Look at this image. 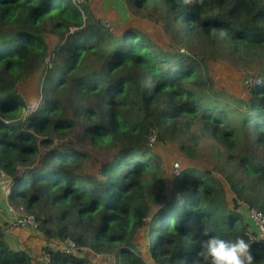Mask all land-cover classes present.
Masks as SVG:
<instances>
[{
	"label": "trees",
	"instance_id": "16d2710c",
	"mask_svg": "<svg viewBox=\"0 0 264 264\" xmlns=\"http://www.w3.org/2000/svg\"><path fill=\"white\" fill-rule=\"evenodd\" d=\"M129 3L155 17L162 39L129 23L103 27L85 0H0V172L11 179L8 198L37 210L49 237L90 240L73 253L45 245L40 260L12 247L0 221V264H196L205 231L244 235L255 264H264V236L239 203L264 213V159L242 151L225 173L229 198L210 169L189 163L174 177L148 140L153 130L156 143L178 139L190 153L181 138L197 126L227 151L246 138L264 144V73L246 98L232 99L213 83L210 54L201 52L219 46L264 70V0ZM47 34L57 37L53 51ZM50 54L40 106L26 122L19 81ZM102 252L113 260L97 258Z\"/></svg>",
	"mask_w": 264,
	"mask_h": 264
},
{
	"label": "rangeland",
	"instance_id": "374dc122",
	"mask_svg": "<svg viewBox=\"0 0 264 264\" xmlns=\"http://www.w3.org/2000/svg\"><path fill=\"white\" fill-rule=\"evenodd\" d=\"M92 12L96 17L106 18L113 23V30L117 29L125 23L132 24L133 26L142 29L155 39H162L163 32L160 24L155 20V17L144 11L137 12L133 11L129 0H93L89 3ZM46 38L49 42L50 50H54L57 37L51 34H47ZM203 55L210 54V57L206 60V63L210 69L212 81L216 86L222 89L230 98H246L248 89L245 87L244 78L247 74L255 76L260 69L261 78L264 73L263 68L259 64H253L252 68H248L241 63L239 60L227 56L225 48H219L207 46ZM52 53V52H51ZM208 56V55H206ZM52 62V55H48L46 61L42 67L35 71L33 74L22 78L18 84V93L23 97L26 106H33V113L38 109L41 102L40 95V83L39 80L45 75L46 70L50 67ZM27 107L25 108V110ZM28 109L21 113L20 118L27 122ZM197 126L191 127L190 130L186 131L185 136L182 137V141L188 144L190 153L185 150H180L179 140L170 139L166 143H160L156 141L150 146L154 150L153 152L158 153L163 161V165L169 170L173 167L174 162H178L179 166L184 167L189 163L193 165L210 169L215 177H218L226 186L228 197H233V191L230 189V184L225 177V173L233 171L237 164V159L240 157L242 151L257 158L264 159V144H255L250 138L243 139L239 142L231 151H227L226 147L220 143V141L200 135L199 131L196 130ZM190 133L189 131H192ZM180 139V138H179ZM233 153L231 161L228 162L226 157L229 153ZM171 173V172H170ZM2 181L6 182L3 183ZM11 179L5 174L0 178V221L6 223V237L8 243L12 247H18L28 249L33 256L42 260V248L45 245H59L64 247L63 240L56 237H49L46 234L44 226L41 228L33 229L28 226H15L12 223L13 217L16 214H25V205L19 200L11 201L8 198L9 187ZM241 205V211L247 208V203L243 200H239ZM17 204V206H15ZM38 213L34 210L32 214ZM55 229V226L52 225ZM62 237H70V233H62ZM53 238V241L50 239ZM61 241V242H60ZM78 247L90 248V240L87 237H83ZM93 253V251H90ZM97 258H105L107 260H113L112 253L102 252L96 254Z\"/></svg>",
	"mask_w": 264,
	"mask_h": 264
},
{
	"label": "clouds",
	"instance_id": "9594fccd",
	"mask_svg": "<svg viewBox=\"0 0 264 264\" xmlns=\"http://www.w3.org/2000/svg\"><path fill=\"white\" fill-rule=\"evenodd\" d=\"M202 2L203 0H179L183 7H192ZM219 35L223 37L226 33L221 30ZM255 76L261 78V75ZM204 236L199 243V251L196 254L199 259L196 264H255L251 243L244 235L225 239L219 235H209L205 231Z\"/></svg>",
	"mask_w": 264,
	"mask_h": 264
},
{
	"label": "built area",
	"instance_id": "2783aa9c",
	"mask_svg": "<svg viewBox=\"0 0 264 264\" xmlns=\"http://www.w3.org/2000/svg\"><path fill=\"white\" fill-rule=\"evenodd\" d=\"M89 3H91L93 0H85ZM100 24L110 30H113V23L107 20L106 18H100L99 17ZM245 81V87L250 90L253 86L259 84L262 81V78L259 76H253L250 74H247L244 78ZM28 109V117L33 115V106L29 108V106H26ZM25 107V108H26ZM25 108L22 112L26 111ZM27 117V118H28ZM148 140L150 142V145L153 144L156 140V134L153 132V130L148 134ZM181 166H179L178 162L173 163V167L171 168L170 172L175 177L181 172ZM4 175L3 172H0V178ZM3 183H6L2 181ZM246 218L254 225V227L257 229V232L259 235L264 236V213L262 211L256 209L255 207L248 206L245 209L244 212ZM12 223L15 224V226H28L30 228H39V221L36 218V216L32 213H25V214H16V216L13 217ZM64 247L63 250L67 253H73L77 248L78 244L76 241L71 237H66L63 240Z\"/></svg>",
	"mask_w": 264,
	"mask_h": 264
}]
</instances>
